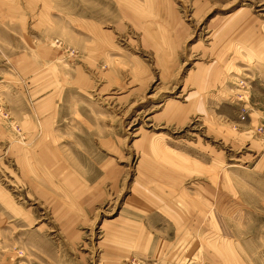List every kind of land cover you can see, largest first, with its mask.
Masks as SVG:
<instances>
[{"label": "rangeland", "instance_id": "1", "mask_svg": "<svg viewBox=\"0 0 264 264\" xmlns=\"http://www.w3.org/2000/svg\"><path fill=\"white\" fill-rule=\"evenodd\" d=\"M0 264H264V0H0Z\"/></svg>", "mask_w": 264, "mask_h": 264}]
</instances>
